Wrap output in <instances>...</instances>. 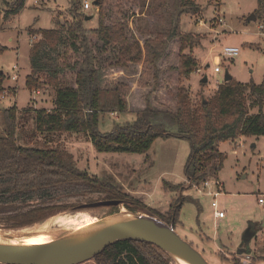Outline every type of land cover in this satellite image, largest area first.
I'll return each mask as SVG.
<instances>
[{
  "label": "rangeland",
  "instance_id": "rangeland-1",
  "mask_svg": "<svg viewBox=\"0 0 264 264\" xmlns=\"http://www.w3.org/2000/svg\"><path fill=\"white\" fill-rule=\"evenodd\" d=\"M12 1L0 0V6L5 8V2ZM192 1L199 5V10L182 14L178 13L179 8L174 5V0L104 1L101 13L105 24L121 22L130 41L138 40L143 44L146 37H154L156 33L170 31L175 27L181 33L195 34L203 38L202 44L192 51L193 56L199 61L198 68L202 72L197 73L194 70L188 79L180 78L177 71L161 76L158 73L154 77L152 68L141 64H131L124 69L113 67L117 54V47L114 45L108 47L102 63L98 54L93 53L96 56L95 60L99 61L96 64L100 69L101 87L107 91L108 96L116 90L127 101L125 111L105 112L101 115L99 126L101 132L109 131L110 126L113 127L115 124L132 121L131 118H135L136 112L140 110L137 104L145 103L146 98L153 102L157 109L174 110L180 85L186 87L193 103L201 98H209L217 86L224 82L225 71L239 82L264 83V16L261 20L247 21L249 15L255 14L257 0ZM73 2L74 0H26L23 9L15 14L10 22L7 20L2 22L0 45L6 46L7 50L0 54V72L4 74L0 92V111L12 106H16L19 112L28 108V105L31 110L47 108L45 104L51 103L54 98L52 87L43 85L33 90L25 87V75L28 73L26 70L29 68V46L38 38L29 32L49 29L54 27L55 23L64 26L72 24ZM79 13L85 15L84 27L89 29L97 27L98 7L92 4L90 9L83 10L80 0ZM86 17L88 19L85 20ZM220 17L222 23L218 22ZM197 18H201L205 23L198 25ZM90 35L91 46L94 47L95 38ZM225 46L237 47L239 53L236 56L224 57L220 50ZM218 54L221 71L216 73L213 67ZM73 58V54L69 53L67 60L71 62ZM177 61L178 42L175 39L169 42L167 54L159 62L161 66L159 71H173ZM17 64L20 71L18 69L17 78L12 80L11 76L16 73L13 66ZM65 75L63 79L71 76L70 72H66ZM203 76H207L206 82L201 81ZM3 90H6V93L5 97L1 98ZM37 90L39 94L35 93ZM33 91L37 95L35 101L32 97ZM250 111L256 112V108ZM31 115L32 113L26 122L19 123L25 130V137L22 138L24 144L62 149L73 155L80 169L96 175L111 173L125 187L126 192L156 214L167 215L170 204L176 198L186 195L197 198L200 211H197L193 202L183 201L178 215L180 223L174 227L210 264H232L233 256H238L241 262L246 264L244 260L248 259V256L244 253L238 255L235 251L240 244L243 248L248 247L251 256L264 255V204L260 205L257 200L260 194L264 195V136H240L234 140L219 142L218 151L225 159L220 171L211 169L209 176L210 184L218 180L222 185L223 191L216 199L219 208L226 211V216L218 220L213 216L210 204L212 196L204 194L203 190L201 195L193 190L195 187L201 188L200 185L186 187L189 181L184 174V164L191 149L187 139L157 137L145 153L99 152L84 133L61 132L51 136L35 133ZM3 129L0 113V134L3 133ZM165 183L181 186L170 191ZM213 189L212 185L209 190ZM120 206L121 204L91 208L86 211L102 218L117 213ZM123 207L131 210L133 214L148 211L134 204ZM74 211L70 209L57 212L41 221L20 227H11L0 220V229L4 232L24 231L52 216L65 212L74 214L76 213ZM251 223L254 225L255 234L246 244L241 237ZM65 234L63 231L53 230L50 235L56 239ZM247 264H264V259L252 258Z\"/></svg>",
  "mask_w": 264,
  "mask_h": 264
},
{
  "label": "trees",
  "instance_id": "trees-1",
  "mask_svg": "<svg viewBox=\"0 0 264 264\" xmlns=\"http://www.w3.org/2000/svg\"><path fill=\"white\" fill-rule=\"evenodd\" d=\"M25 1L13 0L5 2V8L0 6V29L4 20L23 9ZM104 1L93 0V5L99 9L96 28L83 26L85 15L79 13L80 0H74L72 24L55 23L49 29L29 32L38 38L29 48L30 74L26 76L25 86L28 90L43 85L52 87L53 107L50 110L27 108L19 112L12 106L0 111L4 128L0 134V220L6 225H29L78 204L105 199H119L123 205L146 208L166 223L174 218V225L180 223L178 215L183 201L193 202L200 211L199 200L186 195L172 201L167 215H158L126 192L111 173L91 174L80 169L73 155L65 150L24 144L25 130L19 123L26 122L31 113L35 133L43 136L84 133L99 152L145 153L157 137L185 138L191 149L184 174L188 181L197 184L210 178L211 169L218 172L222 168L225 158L218 151L219 142L240 136H264V83H243L234 78L219 84L211 97L195 103L186 87L180 85L174 110L157 109L146 98L145 107L136 112L134 120L101 132V115L125 111L127 101L116 90L108 96L101 87L100 69L96 64L99 61L93 53L98 54L102 63L106 50L114 45L117 54L113 67L124 69L131 64H141L150 66L154 77L158 73L161 76L177 71L180 78L188 79L199 65L192 51L202 44L203 38L181 33L175 27L146 37L143 44L138 40L130 41L121 22L105 24L101 13ZM174 5L179 8V14L199 10V5L192 0H174ZM254 12L257 20L263 18L264 0H257ZM90 34L95 38L94 47ZM175 39L177 64L173 71H159V62L166 56L169 42ZM6 50V46L0 45V54ZM69 53L74 56L71 62L67 60ZM66 72L71 76L63 79ZM3 80L4 74L0 72V92ZM252 108H256V112H251ZM165 185L170 191L181 186ZM261 258L264 259H258ZM93 260L96 264H175L158 246L138 240L114 242ZM231 263L243 264L238 256H233Z\"/></svg>",
  "mask_w": 264,
  "mask_h": 264
},
{
  "label": "water",
  "instance_id": "water-1",
  "mask_svg": "<svg viewBox=\"0 0 264 264\" xmlns=\"http://www.w3.org/2000/svg\"><path fill=\"white\" fill-rule=\"evenodd\" d=\"M88 19L87 17L85 20ZM255 21L252 13L247 21ZM232 79L225 71L224 81ZM207 76L201 81L206 82ZM191 186L188 182L187 188ZM181 190V189H180ZM181 203L179 201L178 205ZM122 205L119 199H105L84 202L76 205L74 212L91 208ZM113 214V213H112ZM111 215V214H110ZM109 215V216H110ZM109 216L99 218L97 222L84 230L68 233L59 238L40 244H0V264H79L102 252L107 246L119 240H138L153 243L165 251L176 264L171 251L179 253L188 264H210L203 254L190 241L181 236L174 227V218L166 223L150 211L137 212L127 219L110 220ZM251 223L242 233V240L248 244L254 236ZM240 244L236 250L239 255L249 251Z\"/></svg>",
  "mask_w": 264,
  "mask_h": 264
},
{
  "label": "bare ground",
  "instance_id": "bare-ground-1",
  "mask_svg": "<svg viewBox=\"0 0 264 264\" xmlns=\"http://www.w3.org/2000/svg\"><path fill=\"white\" fill-rule=\"evenodd\" d=\"M126 208V207H125ZM123 205L119 207L117 213L111 214L108 219L118 220L127 219L132 217L133 213L126 210ZM99 218L95 215H91L87 211H79L74 214L72 213H60L49 219L43 221L42 223L26 229L24 231H7L4 232L0 229V244H40L46 243L53 238H51V231H63L66 234L78 232L89 228L97 222ZM171 255L176 261V264H188L184 258L177 252L171 251Z\"/></svg>",
  "mask_w": 264,
  "mask_h": 264
},
{
  "label": "built area",
  "instance_id": "built-area-1",
  "mask_svg": "<svg viewBox=\"0 0 264 264\" xmlns=\"http://www.w3.org/2000/svg\"><path fill=\"white\" fill-rule=\"evenodd\" d=\"M93 4V0H82V9L83 10H88L90 9V7L92 6ZM222 17H220L218 19V22L222 23ZM197 24L198 25H202L204 22V20H202L201 18H197ZM261 29H262V26H261ZM239 53V50L237 47H233V46H225L223 47L221 50H220V54H222L224 57H231V56H236L237 54ZM214 59V58H213ZM13 68L15 69V75L11 76V79L12 80H15L17 78V72H18V67L17 65H14ZM197 73H201V69H196L195 70ZM213 71L214 72H220L221 71V67H220V55L218 54L215 59H214V67H213ZM2 93H4L2 95L1 98H4L5 97V93H6V90H3ZM115 113H117L115 111ZM210 179H207L199 184L197 183H193L191 182V186L193 185L194 187L195 186H202L201 188L199 187H195V189H193L194 191H197L200 195L202 193V190H203V193L204 194H208L210 196H212V200L210 202L211 204V207L213 209V216L216 218V219H221L223 217H225V211L222 209V208H219V205H218V202H217V196L220 194V192H222V185L220 184V182L218 180H214L212 182V184H210L209 182ZM212 185L214 186V189L213 190H209V188L212 187ZM258 203L259 204H264V195H260L258 198Z\"/></svg>",
  "mask_w": 264,
  "mask_h": 264
},
{
  "label": "crops",
  "instance_id": "crops-1",
  "mask_svg": "<svg viewBox=\"0 0 264 264\" xmlns=\"http://www.w3.org/2000/svg\"><path fill=\"white\" fill-rule=\"evenodd\" d=\"M14 16V15H13ZM13 16H11V17H9L8 19H6L7 21H11V19H12V17ZM5 20V21H6ZM4 22V21H3ZM2 30V29H1ZM11 40V39H10ZM29 48H30V46H29ZM28 54H29V52H28ZM28 63H29V58H28ZM17 67H18V69H19V71H20V66L17 64ZM29 68H27V70H26V72L28 71V73L25 75V77L26 76H28L29 74H30V65L28 66ZM19 71H18V73H19ZM26 87V86H25ZM30 92V91H29ZM33 93H34V91H33ZM35 93H40L38 90L37 91H35ZM33 94L32 95V97H33V100H34V98H36L37 97V95L36 94ZM36 95V96H35ZM35 101V100H34ZM139 107H137V108H140V110L141 109H143L144 107H145V104L142 102H140L139 104H137ZM45 106L47 107V108H45V109H47V110H50V109H52V107H53V99L51 100V103L48 105V104H45ZM25 107V106H24ZM30 106L28 105V108H29ZM50 107V108H49ZM25 109H27V108H25ZM19 110V109H18ZM139 110V109H138ZM118 113V112H117ZM116 116H120L121 114H119V115H117V114H115ZM134 119V118H133ZM132 118H131V120H133ZM111 128H112V126H110ZM110 128V129H111ZM260 195H263V194H260ZM258 198V197H257ZM261 205V204H260ZM224 210V209H223ZM225 211V210H224ZM225 213H226V211H225ZM225 216H226V214H225ZM216 242H218V239H216ZM224 247V246H223ZM237 250V248L235 249V251ZM237 254V253H236ZM244 255H247L248 256V259H245L244 260V262L247 264V261H249L250 259H252L253 257H255L253 260H257L259 257H264V255H258V256H251V253H246V254H244ZM258 261H260V260H258ZM253 263V262H252ZM79 264H96L95 263V261L93 260V259H89V260H86V261H84V262H81V263H79Z\"/></svg>",
  "mask_w": 264,
  "mask_h": 264
}]
</instances>
